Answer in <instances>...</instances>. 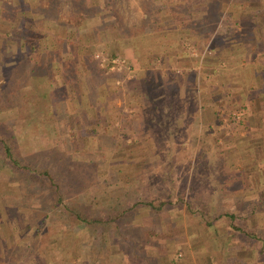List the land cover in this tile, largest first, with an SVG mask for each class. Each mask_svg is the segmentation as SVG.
<instances>
[{
  "label": "rangeland",
  "instance_id": "obj_1",
  "mask_svg": "<svg viewBox=\"0 0 264 264\" xmlns=\"http://www.w3.org/2000/svg\"><path fill=\"white\" fill-rule=\"evenodd\" d=\"M243 7L263 28L264 0H0V131L63 194L0 157V264H264Z\"/></svg>",
  "mask_w": 264,
  "mask_h": 264
},
{
  "label": "crops",
  "instance_id": "obj_2",
  "mask_svg": "<svg viewBox=\"0 0 264 264\" xmlns=\"http://www.w3.org/2000/svg\"><path fill=\"white\" fill-rule=\"evenodd\" d=\"M245 9H247V7H243ZM201 16H205L204 11L201 12ZM252 13H256V11L253 10H244L243 13H232L230 15V20L232 24H239V26L237 27L238 30H240L241 33L244 32H251L254 34V32H260L259 29L264 30L263 28H261V24L256 23L253 27L250 26L248 18L251 16ZM199 16V15H196ZM196 16L193 14L192 15V22L190 24V26L196 27L197 25H199L200 20L196 19ZM241 16V17H240ZM240 17V18H239ZM171 23L170 21L165 22L164 25H162L161 27H163V29L161 30L162 33H166L167 32V24ZM255 37V39H254ZM262 43L264 44V40L263 39H259L256 36H252V39H248L247 37H242V41L239 40V42H237L235 45H232L231 47H236L238 49H233V52L236 50H241L244 49L245 51H249L250 52L247 55H244V57L246 56V60L251 63V65L249 64V66L247 67V69L250 71L251 69H254L255 73L254 75L251 74L250 77H247V81L249 80L248 85L244 86L243 92L242 94L244 95L242 101H243V105L245 106V112L247 114V118L252 122V124H249L248 126L251 128L254 127H259L260 128H264V100L262 101V98L264 96V77L262 78L259 77V73L261 72V69H264V62L261 60V58H257L258 55H256L257 53L260 52V48L264 46L262 45ZM249 49V50H248ZM238 55V54H237ZM228 56V55H227ZM250 60H249V59ZM256 68H259L256 71ZM255 82V84L253 85L252 83ZM256 82L258 83V85L256 86ZM257 120L259 121L258 124L254 123Z\"/></svg>",
  "mask_w": 264,
  "mask_h": 264
},
{
  "label": "trees",
  "instance_id": "obj_3",
  "mask_svg": "<svg viewBox=\"0 0 264 264\" xmlns=\"http://www.w3.org/2000/svg\"><path fill=\"white\" fill-rule=\"evenodd\" d=\"M45 66H47V63H43L40 65V67L42 68H44ZM49 66H51L52 68L51 61ZM32 71L33 69H30L31 73H33ZM0 151H1V156H0L1 159L8 164V167L12 172H16L20 175L25 176L26 182L28 180H35L36 178L43 179L47 183V188L49 192L55 197V201L57 202L60 201L61 197H63V194L60 189L61 188L60 181L58 180L57 177L58 173L56 174L53 173V171H51L49 167L37 168L17 159L12 152L10 138L6 136V131L5 132L0 131ZM67 169H69L68 165H67ZM148 204L150 205V203ZM226 215L231 220L233 219V215L231 213H226ZM75 216L77 219L80 218L78 214H75Z\"/></svg>",
  "mask_w": 264,
  "mask_h": 264
},
{
  "label": "built area",
  "instance_id": "obj_4",
  "mask_svg": "<svg viewBox=\"0 0 264 264\" xmlns=\"http://www.w3.org/2000/svg\"><path fill=\"white\" fill-rule=\"evenodd\" d=\"M123 61V60H122ZM113 62H115V61H113Z\"/></svg>",
  "mask_w": 264,
  "mask_h": 264
}]
</instances>
